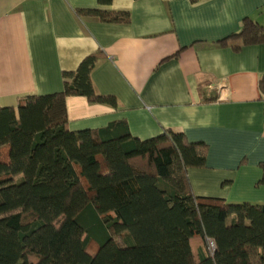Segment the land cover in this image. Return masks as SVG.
<instances>
[{
    "label": "trees",
    "instance_id": "trees-1",
    "mask_svg": "<svg viewBox=\"0 0 264 264\" xmlns=\"http://www.w3.org/2000/svg\"><path fill=\"white\" fill-rule=\"evenodd\" d=\"M227 40L239 41L235 51L264 45V26L245 19ZM98 56L63 72L61 92L0 108V264H264V206L190 191L187 171L205 167V144L171 131L140 141L124 124L69 131L68 97L116 107L92 86Z\"/></svg>",
    "mask_w": 264,
    "mask_h": 264
},
{
    "label": "crops",
    "instance_id": "crops-1",
    "mask_svg": "<svg viewBox=\"0 0 264 264\" xmlns=\"http://www.w3.org/2000/svg\"><path fill=\"white\" fill-rule=\"evenodd\" d=\"M245 19L264 26V0H0V108L61 92L63 72L98 54L92 86L116 107L68 97L70 132L124 124L140 141L183 134L207 146L205 167L187 171L195 197L264 206V45L219 43Z\"/></svg>",
    "mask_w": 264,
    "mask_h": 264
},
{
    "label": "built area",
    "instance_id": "built-area-1",
    "mask_svg": "<svg viewBox=\"0 0 264 264\" xmlns=\"http://www.w3.org/2000/svg\"><path fill=\"white\" fill-rule=\"evenodd\" d=\"M45 1H48V0H45Z\"/></svg>",
    "mask_w": 264,
    "mask_h": 264
}]
</instances>
